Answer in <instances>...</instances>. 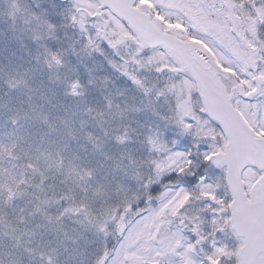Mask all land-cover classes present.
<instances>
[{"label": "snow or ice", "instance_id": "1", "mask_svg": "<svg viewBox=\"0 0 264 264\" xmlns=\"http://www.w3.org/2000/svg\"><path fill=\"white\" fill-rule=\"evenodd\" d=\"M0 264H264V0H0Z\"/></svg>", "mask_w": 264, "mask_h": 264}]
</instances>
